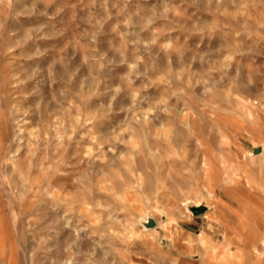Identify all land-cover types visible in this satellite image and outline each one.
Listing matches in <instances>:
<instances>
[{
  "label": "rangeland",
  "instance_id": "rangeland-1",
  "mask_svg": "<svg viewBox=\"0 0 264 264\" xmlns=\"http://www.w3.org/2000/svg\"><path fill=\"white\" fill-rule=\"evenodd\" d=\"M262 145L264 0H0V264H264Z\"/></svg>",
  "mask_w": 264,
  "mask_h": 264
},
{
  "label": "bare ground",
  "instance_id": "bare-ground-1",
  "mask_svg": "<svg viewBox=\"0 0 264 264\" xmlns=\"http://www.w3.org/2000/svg\"><path fill=\"white\" fill-rule=\"evenodd\" d=\"M196 140V139H195ZM261 152H259L260 154H258V156L263 155L264 154V145H262L261 147ZM250 156H257L255 153L250 152L248 153ZM223 163L224 164V168L226 166V161L220 160L218 158H214L213 156H210L208 158H205L203 160V165H204V171L206 173H209L208 175H210L211 177H213V179L215 178H220V169L218 168V163ZM220 167V166H219ZM226 171L228 172V168L226 169ZM230 180H234L235 182H238L239 180H237L236 177H230ZM239 183V182H238ZM237 184V183H236ZM262 209V208H260ZM263 210V209H262ZM261 214H259L258 216L256 214L255 215V227L253 228H248V232L251 234V236H253V238L255 239L251 244L254 245L255 241L258 239V237H260V235L264 234V212L260 211ZM249 216V215H248ZM245 220V219H244ZM264 260V259H263ZM224 264H228L227 262H224Z\"/></svg>",
  "mask_w": 264,
  "mask_h": 264
},
{
  "label": "water",
  "instance_id": "water-1",
  "mask_svg": "<svg viewBox=\"0 0 264 264\" xmlns=\"http://www.w3.org/2000/svg\"><path fill=\"white\" fill-rule=\"evenodd\" d=\"M253 151H254V153H259V152H261V148H260V147H255ZM205 210H206V206H205V205H202V204H200V205H196V206L193 207V212H194L195 214H201V213H203ZM148 225H149V226H153V225H155V221H154V220H151V221L148 223Z\"/></svg>",
  "mask_w": 264,
  "mask_h": 264
}]
</instances>
